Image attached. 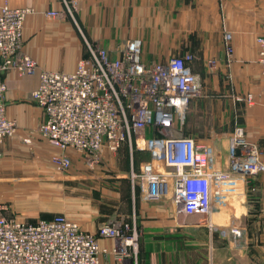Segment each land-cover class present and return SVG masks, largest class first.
<instances>
[{
    "label": "crops",
    "instance_id": "1",
    "mask_svg": "<svg viewBox=\"0 0 264 264\" xmlns=\"http://www.w3.org/2000/svg\"><path fill=\"white\" fill-rule=\"evenodd\" d=\"M9 1L12 6L33 10L24 28V53L38 65L35 74L21 75L13 70L4 78L7 116L17 124L21 143L45 120L42 109L30 99L39 88L42 71L73 72L88 49L86 43L99 44L117 54L124 42L141 40L147 64L193 55L191 68L199 79L201 94L190 104L184 134L200 144L217 147L216 167L228 169L229 139L241 126L236 122L234 127L231 110L237 108V103L247 104L250 87L261 78L254 40L262 35L264 25L255 16V0H69L74 7L71 10L66 8L67 0H22L16 5ZM50 11L64 15L51 18L46 15ZM255 32L261 33L255 36ZM226 33L232 35L231 59L225 53ZM258 111L262 119L264 111ZM5 144L6 161L0 166V216H9L3 204L15 195L17 182L32 183L34 179L39 184L55 182L63 186L52 163L53 157L60 154L57 148L44 143ZM105 156L107 166L113 168L112 175L105 177L112 199L108 210L12 212L25 220L63 214L92 234L108 218L125 221L134 236V244L127 249L130 255L118 258L114 254L118 242L100 239V247L109 251L103 257L105 264H264V202L250 210L217 209L208 219L179 217L169 198L150 203L147 194L135 185L134 174L152 160L148 151L122 146L115 154L107 152ZM252 181L264 189L263 177ZM248 212L254 214L247 218ZM233 225L242 230L241 237L230 233Z\"/></svg>",
    "mask_w": 264,
    "mask_h": 264
},
{
    "label": "built area",
    "instance_id": "2",
    "mask_svg": "<svg viewBox=\"0 0 264 264\" xmlns=\"http://www.w3.org/2000/svg\"><path fill=\"white\" fill-rule=\"evenodd\" d=\"M31 13V9L8 5L0 10V157L3 142L17 131L6 115L4 78L13 70L35 74L38 67L22 51L24 26ZM46 15L59 19L64 14L50 11ZM257 43L264 92V34ZM224 44L231 59L230 33L225 34ZM193 61V55L186 54L147 64L141 40H129L117 54L88 44V54L78 60L73 72L42 71L39 88L30 99L45 115L38 134L60 150L54 158L57 169L66 172L72 167L70 150L91 157L105 151L115 154L129 142L152 157L134 174L148 201L169 198L179 217L202 219L218 209V197L228 195L227 184L242 182L245 192L250 180L264 178V158L257 145L246 140L243 128L237 127L229 139L227 170L216 167L217 147L185 136L188 109L201 94ZM246 101L253 103L251 94ZM229 230L237 238L242 236L235 225ZM100 239L118 242L114 250L118 258L129 256L127 249L134 244L131 226L119 219L104 220L92 234L64 216L32 223L2 216L0 264H105L103 257L109 251L100 247Z\"/></svg>",
    "mask_w": 264,
    "mask_h": 264
},
{
    "label": "rangeland",
    "instance_id": "3",
    "mask_svg": "<svg viewBox=\"0 0 264 264\" xmlns=\"http://www.w3.org/2000/svg\"><path fill=\"white\" fill-rule=\"evenodd\" d=\"M16 1H22V0H11L13 5H16L15 3ZM67 1H68L67 2L68 7L66 8H68L69 10L74 8V7H71L72 5L70 1L69 0ZM7 5L9 7H17V5L12 6L9 0H4V2H2L0 6V10L2 7L7 6ZM254 6H255V16L257 18L260 17L262 20V24L264 25V0H255ZM25 23L26 24L24 28H26L27 26V21ZM45 23H47V21ZM257 28L258 26H255V29ZM260 33L255 32V36L260 35ZM262 34H264V31ZM257 39L258 38H255L254 42H255V46L258 48ZM83 41L84 43H86V40L83 39ZM238 41L243 42V40L241 39H238ZM96 45H99V44H96ZM86 46L88 48V43L85 44V47ZM24 50H25V39L23 35L22 51L24 52ZM87 54H88V49L83 55L86 56ZM30 58L32 57L30 56ZM260 77H261V70H260ZM250 91L252 92L251 95L253 98V101H252L253 103H248V101H245L247 102V104L244 102L237 103L238 104L237 108H234V107L232 108L231 115L234 120L233 123H235L234 127L236 125V122H238V124L241 125V126H238V128L241 127L244 129L246 140L252 144L257 145L259 151L261 152L264 158V130L262 129L264 126V114L261 119V114L258 113L259 112L258 110L260 109L264 111V92H263V85H262V77L260 78L259 83H257L255 86L252 85L250 87ZM4 104L6 106L5 94H4ZM6 115H7V109H6ZM17 135H18V127H17V131L15 135L11 138L5 139V141L3 142V155L2 157H0V166L6 161L4 157V145H6L5 143H10L16 146H39L38 143H44L47 146H52L49 142L44 140L38 134L37 129L34 135L32 134L30 138H25V139H29L30 141L29 143L25 142L24 141L25 139H23L22 143L24 144H22L17 138ZM252 137H254L255 139H252ZM123 146H131V145L129 142H127ZM106 153L107 152H103L97 156H92L93 157L92 159L91 156H86L84 154H80L76 151L70 150L68 151L67 154L72 159V167L66 172L59 171L54 164V158L59 156V154L53 157L52 159L53 168L58 174L61 175V176L60 175L58 176L62 178L63 186L60 188L59 186L55 184V182H47L46 183L47 185L39 184L35 182L37 180H34V179H31L32 183L17 182L15 186V190H16L15 195H13L12 197H7V199L4 200L5 203L3 204L4 207L6 206L5 210H7L8 212L7 214L9 216L5 214L2 216L6 218H17L19 214H17L16 211L15 213L14 211L12 212V210H16V209L21 210V211L27 210V211H32V212L38 209L40 210H43V209L72 210L74 209L75 211L79 210L85 213L87 211L91 212V211H96V210H108V208L111 206L112 199H110V195L108 193V190H110V186H109L110 183H109V180L105 179V177L112 175L113 168L111 169L106 164V161L108 160L106 159V156H105ZM72 176L74 177L72 178ZM97 177H103V179L97 180L96 179ZM249 182H250L248 186L249 188L245 192H243L242 190L243 189L242 182H239L236 184L232 183L229 186L227 184L226 190H227L228 195L223 198L218 197V204H216L218 206V209L236 208V210L238 211L240 209L242 210L243 207L249 208V207L260 206V204L264 202L263 200L264 199V189L260 185L258 186L252 180H250ZM135 185L136 186L138 185V180L136 179H135ZM75 198H78L79 202L76 201ZM253 214L254 212H252L251 214L250 212H248V215H246L245 217L249 218ZM2 216H0V218ZM57 216L66 217L63 214H59ZM18 220H21L27 223H32V222H36L41 219L35 218L31 220L30 219L25 220L20 217Z\"/></svg>",
    "mask_w": 264,
    "mask_h": 264
},
{
    "label": "bare ground",
    "instance_id": "4",
    "mask_svg": "<svg viewBox=\"0 0 264 264\" xmlns=\"http://www.w3.org/2000/svg\"><path fill=\"white\" fill-rule=\"evenodd\" d=\"M27 9H30V8H27ZM32 10V9H31ZM32 12H33V10H32ZM63 72V71H62Z\"/></svg>",
    "mask_w": 264,
    "mask_h": 264
}]
</instances>
